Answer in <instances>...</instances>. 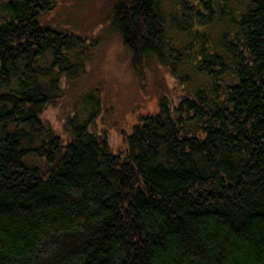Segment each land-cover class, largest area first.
<instances>
[{"label":"trees","instance_id":"trees-1","mask_svg":"<svg viewBox=\"0 0 264 264\" xmlns=\"http://www.w3.org/2000/svg\"><path fill=\"white\" fill-rule=\"evenodd\" d=\"M177 1L107 20L174 85L125 136L57 0L0 1V264H264V0Z\"/></svg>","mask_w":264,"mask_h":264},{"label":"rangeland","instance_id":"rangeland-1","mask_svg":"<svg viewBox=\"0 0 264 264\" xmlns=\"http://www.w3.org/2000/svg\"><path fill=\"white\" fill-rule=\"evenodd\" d=\"M116 1L57 0L56 15L53 17L57 22L53 23L72 27L88 38L92 45L95 44L94 48L88 50L93 60L87 67L84 81L87 82L88 87L95 86L100 91L108 88L111 91L112 99L104 103V108L110 112L114 106L117 107V115H114L118 122L117 128L122 136H125L129 131L130 122L133 123L136 117L151 113L156 108L157 99L166 92L171 80L168 75L163 74L158 65L153 63L141 75H135L133 79L128 63L129 55L122 49L111 24L106 25ZM177 5V0H162L160 13L168 18L178 9ZM167 35L179 47L189 41L188 37L177 33L168 24ZM85 61L86 58L83 56L79 61V67L84 66ZM187 70L192 73L189 66L185 67L186 72ZM195 77L197 80H202L201 77L200 79ZM73 85L78 91L85 88V85L81 83L77 84L78 86L75 83ZM173 86L169 85V90ZM173 93L175 91L171 92ZM60 111L61 109L53 112ZM79 112L80 119L87 114L82 109Z\"/></svg>","mask_w":264,"mask_h":264}]
</instances>
